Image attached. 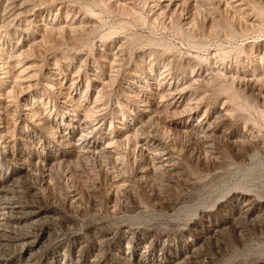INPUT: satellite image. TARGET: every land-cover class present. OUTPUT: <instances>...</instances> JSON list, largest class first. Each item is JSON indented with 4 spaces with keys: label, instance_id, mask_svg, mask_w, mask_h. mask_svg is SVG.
I'll return each instance as SVG.
<instances>
[{
    "label": "rangeland",
    "instance_id": "obj_1",
    "mask_svg": "<svg viewBox=\"0 0 264 264\" xmlns=\"http://www.w3.org/2000/svg\"><path fill=\"white\" fill-rule=\"evenodd\" d=\"M189 1L171 0L166 8L170 0H0V176L8 180L7 199L27 208L19 222L0 201V264H82L86 246L79 250L76 234L101 240L105 264H118L128 245L135 261L145 250L146 264H162L187 251L181 230L203 211L227 214L236 191L264 199V177L239 184L264 160V0ZM175 85L184 95L179 108L166 96ZM146 109L152 110L147 116ZM183 115L185 129L173 122ZM74 118L95 129L103 145L114 133L131 136L112 152L82 148L67 157L62 146L83 142ZM201 123L213 131L195 128ZM167 149L175 170L158 163L159 150ZM25 157L18 183L10 181ZM217 201L229 204L219 209ZM35 210L40 214L32 215ZM123 223L154 224L168 230L164 238L172 244L163 255L145 247L153 236L130 242L123 234L114 247ZM97 224L105 227L94 233ZM236 227L223 226L203 247L205 255L188 264H209L264 240L256 222L238 219ZM254 252L226 264L264 258Z\"/></svg>",
    "mask_w": 264,
    "mask_h": 264
},
{
    "label": "bare ground",
    "instance_id": "obj_2",
    "mask_svg": "<svg viewBox=\"0 0 264 264\" xmlns=\"http://www.w3.org/2000/svg\"><path fill=\"white\" fill-rule=\"evenodd\" d=\"M192 1V0H190ZM189 1V2H190ZM245 2V0H243ZM256 1V0H255ZM188 2V3H189ZM252 2V1H251ZM250 2V3H251ZM23 3V2H22ZM172 2L170 0L169 4H167L165 7H170ZM249 3V2H248ZM253 3V2H252ZM252 3H251V7H252ZM256 3V2H255ZM249 5V4H248ZM250 6V5H249ZM20 7V6H19ZM18 7V8H19ZM255 9V5L253 6ZM253 8V9H254ZM259 9V7H257ZM252 9V11H253ZM254 9V11H255ZM257 10V9H256ZM260 12L259 13H264V10H259ZM258 12V11H257ZM260 14V16H261ZM258 15V14H257ZM186 20V19H185ZM227 21V20H226ZM225 21V22H226ZM24 22V21H23ZM187 22L189 23V21L187 20ZM175 23V22H174ZM190 24V23H189ZM228 26L230 25V23H227ZM260 24V23H259ZM214 25H218V24H214ZM258 25V24H257ZM53 26V25H52ZM189 26V25H188ZM186 27L187 28V31H188V28L189 27ZM231 26V25H230ZM229 26V27H230ZM247 27H249L248 25H246ZM55 27V26H54ZM98 27V26H97ZM175 27V25H174ZM177 27L180 31H182V27L180 26V24H177ZM176 27V28H177ZM185 26H183L184 28ZM213 27V26H212ZM232 27V26H231ZM56 28V27H55ZM231 29V28H229ZM243 29V28H242ZM249 29V28H248ZM213 30V29H212ZM224 30V29H223ZM247 30V29H246ZM245 30V31H246ZM183 31H186V30H183ZM214 31V30H213ZM239 31V30H238ZM237 31V32H238ZM241 31V29H240ZM239 31V32H240ZM244 31V29L242 30V32ZM179 32V31H178ZM228 32V31H227ZM183 34V33H182ZM186 34L191 37V34L189 32H186ZM220 34V33H219ZM50 35V33H49ZM229 35H231V33L229 32ZM188 39V38H187ZM41 42V41H40ZM39 43V42H38ZM132 43V42H131ZM166 45V44H165ZM251 49V48H250ZM252 51V50H251ZM248 53V52H247ZM23 54V53H22ZM249 54V53H248ZM253 54V53H252ZM190 55V54H189ZM251 55V54H249ZM248 55V56H249ZM17 57V56H16ZM252 57V56H251ZM197 58V57H196ZM12 67V66H11ZM10 67V68H11ZM29 68V67H27ZM26 68V69H27ZM12 70V69H11ZM29 72V71H28ZM13 73V72H12ZM16 75V73H15ZM30 77L27 76V78ZM4 78V77H3ZM26 78V79H27ZM166 79V78H165ZM30 80L27 79V81ZM54 80V79H53ZM95 80H98L99 83L101 84H104V82L100 79H97L95 78ZM2 82V81H1ZM172 83V82H171ZM165 83H163L162 86H164ZM76 85V84H75ZM167 85V84H166ZM30 86V85H29ZM107 87V86H106ZM177 85H175V88H168V90H173V91H169L166 96L169 97V99L172 101L170 103V105H173L175 106V108H179L180 106H182L183 104V101H184V95H183V91H179L177 90ZM76 88V87H75ZM162 88V87H161ZM180 88V87H178ZM26 89V88H25ZM29 89V88H28ZM236 89V87H235ZM68 90V89H67ZM144 90H147L146 88H144ZM184 90V89H183ZM16 91V90H15ZM164 91V90H163ZM71 92V91H70ZM150 93V91H148ZM159 92V91H158ZM233 92V91H232ZM185 93V92H184ZM220 93V92H219ZM71 94V93H70ZM160 94V93H158ZM229 95V94H228ZM71 96V95H70ZM150 96V95H149ZM160 96V95H159ZM232 96H234L232 94ZM237 96V95H236ZM234 96V97H236ZM158 97V96H157ZM238 97V96H237ZM3 98V97H2ZM153 98V97H152ZM230 98V97H229ZM145 99V98H144ZM155 99V98H154ZM234 99V98H233ZM238 99V98H237ZM133 100V99H132ZM142 99H140V102H141ZM66 101V100H65ZM69 102V101H68ZM134 104H138L139 100H133L132 101ZM142 102H144V100H142ZM141 102V103H142ZM182 102V104H181ZM152 104V103H151ZM165 104V103H164ZM6 105V104H4ZM139 106V105H138ZM75 107V106H74ZM143 107V106H142ZM141 108V107H140ZM173 108V107H172ZM174 108V109H175ZM28 109V108H26ZM138 109V108H137ZM76 110H80L79 107H76L75 108V111ZM91 110H93L92 108H88V109H85L84 112H86V116H89L91 114ZM134 110V109H133ZM69 112V111H68ZM152 112L151 109H146V110H143V115L147 116L148 114H150ZM221 112V111H220ZM222 114L224 112H221ZM221 114V115H222ZM227 114V112H226ZM79 115V113L77 114ZM116 115V114H115ZM225 115V114H223ZM30 116V115H29ZM81 116V115H80ZM101 117V116H100ZM183 117L184 115L179 119V120H175L173 121L175 126L177 127H181V128H184L186 127V124H185V120H183ZM191 117V116H190ZM99 118V117H98ZM29 119V118H28ZM83 119V118H82ZM47 120V123L49 122V117L46 119ZM54 119L52 118L51 121H53ZM80 118H74V124L72 123V127H73V130L75 131H78V132H81V136L78 140H82L83 139V142L82 143H79L78 141L76 142H73L71 143L69 146H65L63 147L62 146V153L64 154V156H72L74 155L75 153L77 152H81V149L82 148H86V152H101V153H104V152H112L113 149L120 143L124 142L125 143V140H128L130 138V134H120L121 132H119L118 134H113L109 139V142L107 145H103V143L101 142H97V137L96 135L94 134V131L95 129L91 130V131H88L87 130V125L85 124V121H79ZM101 120V119H100ZM133 121V120H132ZM28 122V121H27ZM57 123V122H56ZM120 123V122H119ZM127 123V122H126ZM85 124V125H84ZM100 124V123H99ZM132 124V123H130ZM135 124V123H134ZM206 124V123H205ZM204 123H201V124H197L195 128H200V127H205L206 131H213L209 125H205ZM129 125V124H127ZM169 125L167 124L166 128L168 127ZM7 127V126H6ZM26 127V126H25ZM102 127V126H101ZM113 127V126H112ZM130 127V126H129ZM128 127V128H129ZM170 127V126H169ZM168 127V128H169ZM176 127V128H177ZM14 128V127H13ZM119 129H124L125 127L124 126H118ZM6 129V128H5ZM171 129V128H170ZM185 129V128H184ZM3 130V129H2ZM7 130V129H6ZM12 130V129H11ZM9 131V130H8ZM50 131V130H49ZM183 131V130H182ZM191 131V130H190ZM222 131V130H221ZM2 132V131H0ZM15 132V131H14ZM35 132V131H34ZM111 132V131H110ZM8 133V132H7ZM6 133V134H7ZM126 133V132H125ZM221 133V132H220ZM224 133V132H223ZM100 134V133H99ZM106 134H109V133H106ZM225 134V133H224ZM72 135V134H71ZM111 135V134H110ZM109 135V136H110ZM2 138H4L5 134L2 133L0 135ZM10 136V135H9ZM15 136V135H14ZM101 136V135H100ZM106 136V135H105ZM10 137H13V136H10ZM23 137V136H22ZM46 137V136H45ZM59 137V136H58ZM102 137V136H101ZM220 137V136H219ZM103 138V137H102ZM108 138V137H107ZM141 138V137H140ZM11 139V138H10ZM9 139V140H10ZM13 139V138H12ZM11 139V140H12ZM21 139V138H20ZM105 139V138H104ZM213 139V138H212ZM24 140V139H22ZM30 140V139H29ZM101 140V139H100ZM107 140V139H105ZM142 140H146L145 138L144 139H140V141ZM154 140V139H153ZM3 141V140H2ZM15 141V140H14ZM12 141V143L14 142ZM131 141V139H130ZM237 141V140H236ZM8 142V140H7ZM56 142V141H55ZM87 142H93V144L91 143V145H87L86 143ZM232 142V141H231ZM238 142V141H237ZM29 143V142H28ZM127 143V142H126ZM142 143V142H141ZM14 144V143H13ZM30 144V143H29ZM131 144V142H130ZM256 144V143H255ZM254 144V145H255ZM6 145V144H5ZM33 145V144H32ZM251 145V144H250ZM2 146V145H1ZM9 146V145H8ZM11 146V145H10ZM6 147V146H5ZM26 148V147H25ZM30 148V147H29ZM40 148V147H39ZM9 149V147H8ZM8 149H5L7 150L6 152H4L3 154V157L4 158H7L9 156V153H8ZM35 149V148H34ZM164 149V148H162ZM249 149V148H248ZM143 150V149H142ZM40 151V150H39ZM116 151V150H115ZM27 152V151H26ZM144 152V151H143ZM141 152V153H143ZM11 154V153H10ZM13 154V153H12ZM35 155H38L39 153L35 152L34 153ZM16 155V154H15ZM21 155V154H20ZM52 155V154H51ZM54 155V154H53ZM91 155V153H90ZM89 155V156H90ZM14 156V154H13ZM158 158H159V165L160 166H163L165 168H167L168 170H175L176 169V161L174 163L173 161V155H172V152L169 151L168 149L167 150H159L158 152ZM26 158V157H25ZM24 160H22V162L20 163L19 166H15V169L14 171L12 172L13 174L10 175L8 177V179H11L10 181H13V182H17L18 183V180L17 178L15 177V175L17 174H20V173H24L25 169L27 168V158ZM12 159V158H11ZM30 159V158H29ZM47 159H50L49 158V155L47 156ZM41 160V159H40ZM44 160V159H43ZM1 161V160H0ZM13 162V161H12ZM32 162V161H30ZM43 162H46V161H43ZM17 163V162H16ZM15 163V164H16ZM42 163V162H41ZM14 164V162H13ZM29 164V163H28ZM38 164V162H37ZM44 164V163H42ZM48 164V163H47ZM51 164V163H50ZM4 165V164H3ZM11 165V164H10ZM256 168L255 170L257 172H254L252 173V175L250 176H242L243 179L239 182V184H244V183H247L248 180H250L253 176H258L259 178H261L260 176L264 177V160H259L258 163L256 164ZM32 168L34 167L32 164H31ZM35 166L37 167L38 165L35 164ZM40 166V165H39ZM44 166V165H42ZM30 167V166H29ZM31 168V167H30ZM31 168V170H32ZM35 168V167H34ZM31 174L33 171H31ZM45 170V169H44ZM48 171V170H47ZM249 171V170H248ZM1 172V171H0ZM142 172H145V171H142ZM172 172V171H171ZM26 174V173H25ZM153 174V173H152ZM23 175V174H22ZM29 175V174H28ZM108 175V174H107ZM142 175V174H141ZM154 175V174H153ZM19 176V175H18ZM138 176V175H137ZM24 178V177H23ZM29 178V177H28ZM144 177H142L141 179L143 180ZM24 179H27V178H24ZM264 179V178H263ZM262 179V181H263ZM140 180V179H139ZM8 181V180H5V176H0V201L3 200V204H4V207L5 208H8L10 210V212H13L15 214V219L16 220H19V222H21V218H23V214H22V217H21V213L24 212V207H22L21 205H18V204H14V202H12L10 199H7V195L9 194L8 192V189H6V187L4 186L5 185V182ZM120 181V180H119ZM143 182V181H142ZM49 183V182H48ZM131 183V182H130ZM195 184V183H194ZM120 186V185H119ZM129 186V185H128ZM209 191V190H208ZM211 192L215 191V190H210ZM11 192V191H10ZM112 192V191H111ZM30 195V194H29ZM73 195V194H72ZM211 195V194H210ZM209 196V195H208ZM149 201V200H148ZM230 201L231 203H233V209L228 211L227 214H220L217 210L216 211H212V210H205L202 212V215L200 216V218L198 220H194L191 222V225L190 223H186V226L185 228H183L181 230V235L184 236V238H187L188 239V244H187V248H186V252H180V253H176L173 258L169 261V262H165V263H162V264H188L191 261H193L192 259L193 258H198V257H202L205 255V250H204V246L205 244L208 242V241H211L212 238H214L216 235H218L221 230H222V227L225 226V225H234L235 227L237 226V220L239 219H243V221H249V222H253V223H257L259 225V227L261 228V230H264V199H261V198H258L256 196H254L253 194L251 193H244V192H234L231 197H230ZM200 203V202H199ZM218 208L219 209H222L223 207H227L228 204H229V201H225V202H218ZM203 204V202H202ZM196 207V206H195ZM194 208V207H193ZM192 208V209H193ZM27 209V208H26ZM191 209V208H190ZM189 209V210H190ZM127 210V209H126ZM188 209H184L182 208V210L180 209L181 212H190ZM181 212H179V214H181ZM42 213V212H41ZM30 215V212L28 213ZM40 214V210H35L33 211V214L34 216L36 215H39ZM112 214V213H111ZM221 216V218H219L218 220L214 221V223H212V219L214 216ZM39 217V216H38ZM35 218V217H34ZM13 222V221H12ZM23 222V221H22ZM50 222V221H49ZM124 222V221H123ZM190 222V221H189ZM213 225H211V223ZM240 222V221H239ZM243 223V222H242ZM15 224V223H14ZM101 225V224H100ZM99 224L95 225L94 228H92V232H98V231H102V228L105 227V226H100ZM154 225V224H153ZM153 225H146V226H142V227H132L130 224H124L121 225V229H120V235L117 236L115 238V240L113 241V243L115 244L114 247L116 246V242H117V239L120 238V236H122L123 234H125L126 236L129 235L130 238V242L131 241H134L135 239H138V238H142V237H148V236H153L152 240H151V243L153 244H146L145 247H152V246H155V247H159V249L161 250L162 254L164 255L165 252L167 251V249L169 248L171 241L168 240V238H164V237H167L168 236V230L165 231V230H157L156 228L153 227ZM68 226V224H67ZM156 226V225H155ZM175 226V225H174ZM243 226V225H242ZM256 226V225H255ZM170 227V226H169ZM176 227V226H175ZM227 227V226H226ZM225 227V228H226ZM232 227V226H231ZM177 228V227H176ZM224 228V230H225ZM236 228H239V224H238V227ZM108 229V228H107ZM167 229V228H166ZM48 230V229H47ZM111 231V229H109ZM223 230V231H224ZM237 230V229H236ZM260 230V231H261ZM175 231V230H174ZM225 232V231H224ZM93 233V234H94ZM103 233L105 234V236L107 237V235H109V232L107 231H103ZM222 233V232H221ZM100 234V233H99ZM113 235V234H112ZM226 235V234H225ZM43 236V235H42ZM100 236V235H99ZM173 236V235H172ZM193 237L192 239H189V237ZM239 236V235H238ZM103 237V236H102ZM112 237V236H111ZM217 237V236H216ZM249 238V236H247ZM75 238V241L74 243L79 246V250L82 249V247H85V251L83 252L82 256H81V260H82V264H87V262L91 261L92 263H96V264H105L106 263V258H100V256L98 255L99 253V250L101 249V246H102V242L101 240H98L96 237H93L91 239H86L84 238V236H79L78 234H76L74 236ZM219 238V237H217ZM112 240V238H106V239H103V240ZM174 239V238H173ZM215 239V238H214ZM241 239V238H240ZM31 240V239H30ZM46 240V239H45ZM68 240V239H67ZM219 240V239H218ZM12 241V240H11ZM16 241V240H15ZM29 241V240H28ZM73 241V240H72ZM251 241V240H250ZM34 240L33 241H30V250L34 247ZM59 242H61V240H59L57 242V245L59 244ZM84 242L86 244H84ZM223 243V242H222ZM218 244V243H217ZM25 245V243L23 244V246ZM27 245V244H26ZM29 245V244H28ZM73 246V245H72ZM76 246V247H77ZM175 246V245H174ZM216 246V245H215ZM219 246V245H218ZM177 247V246H176ZM208 247V246H207ZM51 248V247H50ZM44 249V248H43ZM52 249V248H51ZM152 250V249H151ZM150 250V251H151ZM159 250V251H160ZM220 250V249H219ZM223 250V248H222ZM254 250H257V251H260L262 252L263 254V257H264V240L262 241H257L256 243H250L249 241L246 242L244 244V247H242V249H237V250H233L232 254L230 255V257H224L222 258L221 260H215L214 258H210L209 259V264H226V263H229L234 257H240V256H246L248 254H251V253H255ZM34 251V250H33ZM41 251V250H40ZM179 252V251H178ZM223 252V251H222ZM221 252V253H222ZM63 253V252H62ZM208 254V252H207ZM224 254V253H222ZM221 254V255H222ZM24 255V254H23ZM117 255V254H116ZM134 255H135V249H133V246H132V249H131V246L128 245L125 250L124 249H121V254L118 255V264H146L145 261H147V259L144 260V258L146 257V251L144 250L143 252L141 251L140 253V258L141 260H137L135 261L134 260ZM155 255V254H154ZM170 255V254H169ZM220 255V254H219ZM218 255V256H219ZM227 255V254H225ZM258 255V254H257ZM28 256V255H27ZM94 256V259H92V257ZM249 256V255H248ZM253 256V255H252ZM261 256V255H260ZM98 257V258H97ZM211 257H215V256H211ZM223 257V256H221ZM220 257V258H221ZM262 257V256H261ZM54 258V257H53ZM61 258V257H60ZM199 259V258H198ZM195 260V259H194ZM246 261H249L246 259ZM246 261H239L237 263H234V264H264V258H259V259H256L254 261H251L250 263L249 262H246ZM44 263V262H43ZM55 263V262H54ZM147 264H156V263H152V262H148ZM161 264V263H160ZM192 264V262H191Z\"/></svg>",
    "mask_w": 264,
    "mask_h": 264
}]
</instances>
